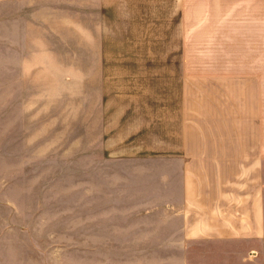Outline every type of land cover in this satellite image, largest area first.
Here are the masks:
<instances>
[{
  "label": "crops",
  "instance_id": "0c3cea01",
  "mask_svg": "<svg viewBox=\"0 0 264 264\" xmlns=\"http://www.w3.org/2000/svg\"><path fill=\"white\" fill-rule=\"evenodd\" d=\"M0 2H26V47H173L134 75L181 85L167 171L150 173L148 203L99 207L97 237L135 245L134 264H264V0ZM190 47H246L245 61L192 63Z\"/></svg>",
  "mask_w": 264,
  "mask_h": 264
},
{
  "label": "rangeland",
  "instance_id": "374dc122",
  "mask_svg": "<svg viewBox=\"0 0 264 264\" xmlns=\"http://www.w3.org/2000/svg\"><path fill=\"white\" fill-rule=\"evenodd\" d=\"M172 48L26 47V2H0V264H134L135 245L97 237V215L148 203L150 173L167 171V93L181 85L134 75ZM190 49L192 63L245 61L246 47Z\"/></svg>",
  "mask_w": 264,
  "mask_h": 264
},
{
  "label": "built area",
  "instance_id": "2783aa9c",
  "mask_svg": "<svg viewBox=\"0 0 264 264\" xmlns=\"http://www.w3.org/2000/svg\"><path fill=\"white\" fill-rule=\"evenodd\" d=\"M252 254H255V253H252Z\"/></svg>",
  "mask_w": 264,
  "mask_h": 264
}]
</instances>
